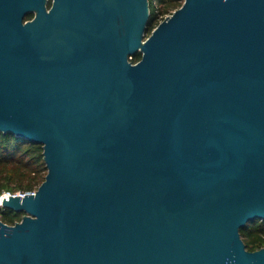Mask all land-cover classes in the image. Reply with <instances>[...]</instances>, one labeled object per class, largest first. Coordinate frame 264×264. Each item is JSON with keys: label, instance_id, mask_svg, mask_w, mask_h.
<instances>
[{"label": "water", "instance_id": "water-1", "mask_svg": "<svg viewBox=\"0 0 264 264\" xmlns=\"http://www.w3.org/2000/svg\"><path fill=\"white\" fill-rule=\"evenodd\" d=\"M149 17L0 0V131L47 170L2 198L23 216L0 219V264H264L240 234L264 220V0Z\"/></svg>", "mask_w": 264, "mask_h": 264}, {"label": "trees", "instance_id": "trees-1", "mask_svg": "<svg viewBox=\"0 0 264 264\" xmlns=\"http://www.w3.org/2000/svg\"><path fill=\"white\" fill-rule=\"evenodd\" d=\"M150 17L147 31L158 23L159 16L178 8L183 0H148ZM29 14L26 18H30ZM141 53L132 55L131 60L140 59ZM46 166L42 155V146L21 137L0 131V195L5 192H33L43 181ZM23 212L0 206V219L8 224L21 219ZM241 237L248 250L264 246V220H251L240 229Z\"/></svg>", "mask_w": 264, "mask_h": 264}, {"label": "built area", "instance_id": "built-area-1", "mask_svg": "<svg viewBox=\"0 0 264 264\" xmlns=\"http://www.w3.org/2000/svg\"><path fill=\"white\" fill-rule=\"evenodd\" d=\"M170 13H167V14H165L164 16H159V21L161 20V19H163L166 15H169ZM25 193H21V192H16V193H11V192H8V191H5V192H3L1 195H0V206H1V200H2V198H4V197H9V196H11V195H19V196H23ZM2 207V206H1Z\"/></svg>", "mask_w": 264, "mask_h": 264}, {"label": "flooded vegetation", "instance_id": "flooded-vegetation-1", "mask_svg": "<svg viewBox=\"0 0 264 264\" xmlns=\"http://www.w3.org/2000/svg\"><path fill=\"white\" fill-rule=\"evenodd\" d=\"M49 5H50V2H48V6H49ZM29 14H32V13H29ZM29 14H28V15H29ZM28 15H27V16H28ZM32 15H33V14H32ZM31 17H32V16H31Z\"/></svg>", "mask_w": 264, "mask_h": 264}, {"label": "rangeland", "instance_id": "rangeland-1", "mask_svg": "<svg viewBox=\"0 0 264 264\" xmlns=\"http://www.w3.org/2000/svg\"><path fill=\"white\" fill-rule=\"evenodd\" d=\"M172 12V11H171ZM159 21V20H158ZM149 34V32L147 31V33H146V36Z\"/></svg>", "mask_w": 264, "mask_h": 264}]
</instances>
